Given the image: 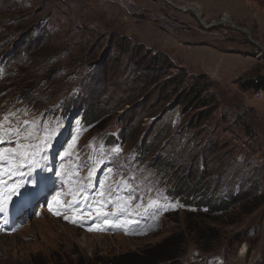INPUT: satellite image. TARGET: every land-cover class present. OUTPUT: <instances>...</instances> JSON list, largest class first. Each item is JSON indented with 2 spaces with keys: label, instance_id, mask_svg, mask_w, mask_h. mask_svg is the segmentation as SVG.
<instances>
[{
  "label": "rangeland",
  "instance_id": "374dc122",
  "mask_svg": "<svg viewBox=\"0 0 264 264\" xmlns=\"http://www.w3.org/2000/svg\"><path fill=\"white\" fill-rule=\"evenodd\" d=\"M134 2L184 19L190 32L172 36L112 0H0V54L30 49L48 30L35 52L53 60L25 73L37 94L49 89L44 104L16 94L17 77L0 79V150L21 145L0 156L12 169L0 172V212L31 191L45 196L29 221L0 229V264H115L171 235L183 242L166 264H264V203L189 220L195 209L181 200L196 186L264 196V91L237 82L264 74V0ZM225 16L250 36L200 22ZM134 22L152 24L160 43ZM198 46L216 50L199 70L184 57ZM81 189L87 199L73 207ZM166 201L176 206H156ZM0 217L3 226L12 215Z\"/></svg>",
  "mask_w": 264,
  "mask_h": 264
},
{
  "label": "trees",
  "instance_id": "16d2710c",
  "mask_svg": "<svg viewBox=\"0 0 264 264\" xmlns=\"http://www.w3.org/2000/svg\"><path fill=\"white\" fill-rule=\"evenodd\" d=\"M37 29H39L41 32V29L39 27H37ZM45 31L46 35L44 34V32H41L39 34L38 39L30 41V49L32 48L31 50H22L20 49V47H15L12 50H6L5 52H2L0 54V65L2 67V70L0 71V79H6L8 75L17 77L18 84L16 85L14 91H19L16 94L22 96L25 99H31L35 105L44 104V100L47 96V92L49 91V89H44L46 92L45 97L41 96L40 94H37L34 88H32L37 83L35 81V76H33V78L32 76L27 77L25 73L31 71L36 59H39L41 63H43L44 61L46 63L53 62V60L50 58L52 55L49 56L52 51H49L50 53H45L44 55H36L35 52V50L40 51L43 49L42 47H39V45L36 48V45L37 41L43 39L44 35L48 36L49 31ZM2 32L3 31L0 30V33ZM49 49L50 47L46 49V51H48ZM15 68H17V71L15 70ZM6 72H8V74H6ZM170 81L174 80L170 79ZM237 82L239 87L243 90L255 89L264 91V74H254L247 76L244 79L240 77L238 78ZM193 91L197 90L194 88ZM204 103L205 102H203V104L200 106L205 105ZM37 108H41V106H38ZM98 116L99 113H91L90 119H96L98 118ZM196 187L197 188L194 190L191 189V192L193 191V193L189 192L188 194H184L181 196V200H183L184 205L195 209V213L189 212L187 214V216H189V220L194 217H198V215H208L206 217H213V215L220 214L222 217H224L229 214L230 209H233V211L238 209V212L240 213H250L251 211L256 209L261 203H264V196H260V198L250 196L245 201H242L243 198L238 193H228L226 196L223 197H212V191L207 195L208 190L206 188H200V186ZM179 192L180 190L178 191V193ZM195 229L196 227H192L190 232H194ZM198 231L203 233V231L205 230H197L196 232ZM182 242L183 240H181V238L177 239L176 235H171L165 240H163L161 243L156 245L152 250H147L146 252H144L146 253L144 256L132 253L124 254L116 258L115 264H166L167 261L174 260V257L180 250L179 248Z\"/></svg>",
  "mask_w": 264,
  "mask_h": 264
},
{
  "label": "built area",
  "instance_id": "2783aa9c",
  "mask_svg": "<svg viewBox=\"0 0 264 264\" xmlns=\"http://www.w3.org/2000/svg\"><path fill=\"white\" fill-rule=\"evenodd\" d=\"M121 5L131 14L135 20L145 19L150 23L157 25L162 31L172 35H186L190 32V27L182 18H177L171 13L162 9L152 10L140 6L134 0H112ZM261 90H257L256 96L261 95Z\"/></svg>",
  "mask_w": 264,
  "mask_h": 264
},
{
  "label": "crops",
  "instance_id": "0c3cea01",
  "mask_svg": "<svg viewBox=\"0 0 264 264\" xmlns=\"http://www.w3.org/2000/svg\"><path fill=\"white\" fill-rule=\"evenodd\" d=\"M179 13L182 15H187L186 11L179 10ZM137 33L140 36H146V39L148 41H151L153 43H160L159 39V34L157 32V29L154 28L152 24H149L147 22H134ZM175 43L176 40H174ZM184 51V50H183ZM190 52H187V50L184 51V57L189 60L190 64H194L195 67L199 65L198 70L203 67L206 64H209L212 61V58L215 56L216 50L212 49H207L206 47H191Z\"/></svg>",
  "mask_w": 264,
  "mask_h": 264
},
{
  "label": "snow or ice",
  "instance_id": "6c2138e0",
  "mask_svg": "<svg viewBox=\"0 0 264 264\" xmlns=\"http://www.w3.org/2000/svg\"><path fill=\"white\" fill-rule=\"evenodd\" d=\"M26 123H27V122H26ZM17 131H18V130H17ZM19 147H21V145L18 144V145H17V149H18ZM24 147H38V146L28 145V146H24ZM17 149L5 148V149H3V150H0V156H2V155H3L4 153H6V152H13V153H14V152L17 151ZM119 151H120L119 148L114 149V154H115V153H118ZM4 171L11 172L12 169H11V167H9V168H7V169H4V168L0 167V172H4ZM109 171H111V169H109ZM89 175H91V173H89ZM101 195H102V194H101ZM81 197H83L85 200L87 199V194L84 193L83 189H81V191L77 194V199H76L75 201H73V207L79 205V203L81 202V199H80ZM57 203H58V204L61 203L59 197H57ZM156 206H157L160 210H164V211H166L169 207H175L176 205L171 204L170 202H167V201H166L165 204H163V205H159V204H157ZM57 214H59V213L57 212ZM97 215H101V213H100L99 210H97ZM64 219H65V220L72 219V221H73L74 223L79 222L78 218H76V217H71V218H70V217L65 216ZM106 222H107V221H106ZM134 222H136V221H129V223H134ZM116 226H117V227H122L123 225H121V224H117ZM89 230H91V229H89Z\"/></svg>",
  "mask_w": 264,
  "mask_h": 264
},
{
  "label": "water",
  "instance_id": "95a60500",
  "mask_svg": "<svg viewBox=\"0 0 264 264\" xmlns=\"http://www.w3.org/2000/svg\"><path fill=\"white\" fill-rule=\"evenodd\" d=\"M223 21H226V22H227V23H228L233 29H235V30H237V31H241V32L247 34L248 36H250L248 31H246V30L243 29L242 27L237 26V25L233 24L232 22L228 21L227 16H225V18H224V17L221 18L220 20H218V21H216V22H212V23L208 24V27H210V26H214V25H218V24L222 23ZM250 40H251V39H250ZM251 41H252V40H251ZM252 42L255 43L256 45H258L256 42H254V41H252ZM258 46H259V45H258ZM259 47H260L262 50H264V48H262L261 46H259Z\"/></svg>",
  "mask_w": 264,
  "mask_h": 264
},
{
  "label": "bare ground",
  "instance_id": "6f19581e",
  "mask_svg": "<svg viewBox=\"0 0 264 264\" xmlns=\"http://www.w3.org/2000/svg\"><path fill=\"white\" fill-rule=\"evenodd\" d=\"M166 1V0H165ZM179 10H182V11H186V10H188V9H191V10H194V12L196 13V14H199V13H197L196 12V9H195V7L193 8V6H188V7H182V6H176ZM199 17V16H198ZM225 18V17H224ZM200 22H202V24L204 25V26H208V24L207 23H205V21L204 20H201V18H200ZM222 23H226V24H228L226 21H223Z\"/></svg>",
  "mask_w": 264,
  "mask_h": 264
}]
</instances>
